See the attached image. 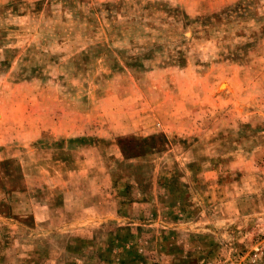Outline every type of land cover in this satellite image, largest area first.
I'll return each instance as SVG.
<instances>
[{"label": "rangeland", "instance_id": "obj_1", "mask_svg": "<svg viewBox=\"0 0 264 264\" xmlns=\"http://www.w3.org/2000/svg\"><path fill=\"white\" fill-rule=\"evenodd\" d=\"M0 264H264V0H0Z\"/></svg>", "mask_w": 264, "mask_h": 264}]
</instances>
